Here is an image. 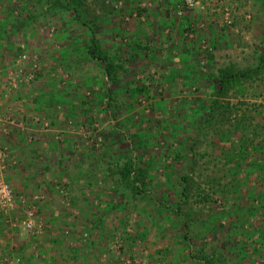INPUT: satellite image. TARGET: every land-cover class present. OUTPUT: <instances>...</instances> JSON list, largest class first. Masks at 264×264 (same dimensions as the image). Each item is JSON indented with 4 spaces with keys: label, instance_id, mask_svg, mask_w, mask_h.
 Returning a JSON list of instances; mask_svg holds the SVG:
<instances>
[{
    "label": "rangeland",
    "instance_id": "rangeland-1",
    "mask_svg": "<svg viewBox=\"0 0 264 264\" xmlns=\"http://www.w3.org/2000/svg\"><path fill=\"white\" fill-rule=\"evenodd\" d=\"M52 1L0 0V109L32 104V137L46 140L30 166L38 191L25 197L5 180L16 160L0 148L14 193L0 212V264H194L185 231L191 249L220 251L215 264H264V60L218 98L229 111L208 114L218 71L264 57V0H87L94 24L47 10ZM91 32L120 66L116 85L87 50ZM242 115L246 127L233 128ZM125 143L154 159L144 162L152 199L116 207L109 173ZM174 204L189 216L183 230Z\"/></svg>",
    "mask_w": 264,
    "mask_h": 264
},
{
    "label": "trees",
    "instance_id": "trees-1",
    "mask_svg": "<svg viewBox=\"0 0 264 264\" xmlns=\"http://www.w3.org/2000/svg\"><path fill=\"white\" fill-rule=\"evenodd\" d=\"M87 0H55L52 1V4L50 7H46L47 10H51V8L57 7L61 13L70 14L71 17L77 21L78 23L86 24L87 21H89L91 24H94L95 21L94 18L89 17V7L87 5ZM50 8V9H49ZM93 30V29H92ZM92 33V32H91ZM94 33L91 34L89 39V44H87V50L89 51V54L91 57L98 61L100 64L104 66V74L106 82H112L114 85L118 82V75L117 70L115 68H120L119 64L114 63L115 59H112L111 57H108L107 53L100 49L99 43L95 39ZM83 49L85 47H82ZM86 48L84 49V51ZM264 57L259 56L258 60L255 65H253L251 68L248 69H235L233 66H229L226 68H222L218 71L216 82L217 84L212 85V94H214V99L212 101V106L209 108L208 114L209 116L213 117V112L218 108H222V113H225V110L229 111V103L226 102L223 105V100H219L218 98L222 99V96H225L227 92L230 90V87L233 83L241 82L244 79L250 78L257 70L261 69L263 64ZM125 89L129 92V95H136L143 93V87L141 86H135L132 87L130 83H126ZM108 96V95H107ZM110 98V97H109ZM108 98L107 105L110 106V99ZM103 98L100 101V105H103ZM243 116V115H242ZM244 116L236 120L233 128H236V126H242V128L246 127L244 123ZM220 120H217L216 123L219 124ZM215 122V121H214ZM250 138V137H248ZM123 140V139H122ZM250 140V139H249ZM124 142V141H123ZM127 144L123 149L124 151L118 155V158L113 160V164L115 165V168L110 169V176H116V178L112 181V186L115 190V192H120L122 194L121 201L116 202L114 205L121 206L125 204L126 199L131 196L132 200H138V199H148V201H151L152 197L149 195V182H151L150 175L148 172H146L145 168V160L146 162H154V159H145V151L139 150L138 146L132 145V143H125ZM138 148V150H135V154L132 156V150ZM148 164V163H147ZM109 170V169H108ZM236 174V171H234ZM263 173V172H262ZM188 177L183 176L182 180L180 182V188L178 191L180 194H182L184 197H188L189 193L188 190H190L189 183H188ZM239 184V183H237ZM201 193H204L203 197L205 198L203 200H206L208 198V195L200 191ZM165 200H167L169 197L167 195H163ZM153 201L151 203V207H158L157 212L159 213H165L169 212L170 210L165 206V204H162L160 201H158L157 204ZM174 201L170 204L173 205ZM113 205V206H114ZM176 205V204H174ZM176 214H173L172 211L170 212L169 216L173 215V218H175V224L176 228L178 230H183L184 227H189V216L187 213H181L179 207L176 205ZM182 214V215H181ZM187 215V216H186ZM182 216V217H181ZM171 219V218H170ZM183 219V220H182ZM124 226V225H123ZM124 230L123 234L125 235L126 240H134V237L126 233L125 228H122ZM180 238L183 244L188 246L189 248V257L192 259L194 264H215L217 261V258L221 255L220 251H213L211 254H208L205 251V248L203 245H201V242L194 244V249H191L192 244L190 243L188 231H185ZM262 240V241H261ZM256 244L259 246H264V240L262 238H258L256 241ZM184 245V246H185ZM185 246V247H186ZM242 246V245H241ZM254 250H258L256 246L253 247ZM242 251L241 248H238ZM242 254H245L242 251Z\"/></svg>",
    "mask_w": 264,
    "mask_h": 264
},
{
    "label": "crops",
    "instance_id": "crops-1",
    "mask_svg": "<svg viewBox=\"0 0 264 264\" xmlns=\"http://www.w3.org/2000/svg\"><path fill=\"white\" fill-rule=\"evenodd\" d=\"M41 109L42 108H40V110ZM33 112L36 111L33 105L29 103L24 104V107L21 103L3 107L2 110L0 109V114H5L0 116H4L5 118L6 114H9V116L12 115L18 123L15 125L14 120L8 122L4 119L2 121L0 118V148L7 152L6 157L16 160V163L13 162L14 164L12 165H8L7 163L8 169L4 171V178L9 182L16 193H20L18 196L24 193L22 197L26 196L27 190H33L34 192L38 191L37 188L39 184L37 180L34 179L38 173L35 171L32 173L30 171V166L31 161L40 154L39 150L46 142L42 137H32L34 135L31 128L32 121L28 119V117L33 115ZM35 143L36 146L33 145ZM34 154H36V156H34ZM41 188H43V186ZM1 215L4 217L2 213ZM5 235H7L4 236L5 239L10 237L8 234Z\"/></svg>",
    "mask_w": 264,
    "mask_h": 264
},
{
    "label": "built area",
    "instance_id": "built-area-1",
    "mask_svg": "<svg viewBox=\"0 0 264 264\" xmlns=\"http://www.w3.org/2000/svg\"><path fill=\"white\" fill-rule=\"evenodd\" d=\"M2 156H0V171L3 170ZM14 207V193L9 185L0 180V212L6 214ZM34 215L30 211H26V218L23 221V225L29 231L34 228Z\"/></svg>",
    "mask_w": 264,
    "mask_h": 264
}]
</instances>
